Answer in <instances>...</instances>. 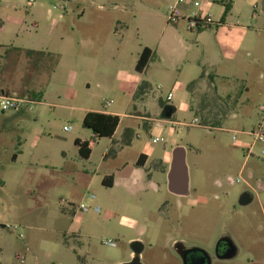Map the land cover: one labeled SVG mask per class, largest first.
<instances>
[{
	"label": "rangeland",
	"instance_id": "1",
	"mask_svg": "<svg viewBox=\"0 0 264 264\" xmlns=\"http://www.w3.org/2000/svg\"><path fill=\"white\" fill-rule=\"evenodd\" d=\"M173 1L0 0L5 25L0 43L25 47L44 39L52 49H70L59 64L55 56L41 60L17 51L0 59V85L42 89L45 101L21 113L0 109V178L6 181L0 189V223L16 226L0 225V264H20L17 254L25 257L24 264H119L129 258V241L136 238L146 248L143 264H163L160 248H170L172 240L183 235L208 247L223 232L234 239L238 253L221 264H262L264 142L245 134L233 141L232 131L260 125L264 130V0H233L226 20L206 28L200 41L185 21H166ZM204 1L199 11L218 21L222 7ZM54 22L58 27L49 36ZM62 36L72 37V44L61 45ZM145 45L155 55L141 75L153 91L145 94L143 113L157 115L156 95L165 98L169 91V104L177 111L148 130L134 126L132 142L116 159L104 161L116 146L110 137L94 138L83 126L84 109L112 100L108 110L123 111L122 99L126 102L131 90L117 91V70L105 81L92 70L110 59L112 67L133 73ZM228 45L239 47L237 58L251 60L248 71L224 57L235 54ZM244 47L261 63L252 61ZM39 67L42 77L35 78ZM204 74L211 76L205 90L196 87ZM125 122L118 125L117 139ZM155 137L163 140L154 143ZM78 138L90 142L88 158L80 155ZM176 145L186 150L188 196L172 194L162 170ZM142 151L147 155L142 172L150 171V179L102 182L116 169L133 170ZM161 159L164 167H156ZM244 191L252 198L245 204L240 199ZM81 203L90 209L80 211ZM96 206L99 211L93 210Z\"/></svg>",
	"mask_w": 264,
	"mask_h": 264
},
{
	"label": "crops",
	"instance_id": "2",
	"mask_svg": "<svg viewBox=\"0 0 264 264\" xmlns=\"http://www.w3.org/2000/svg\"><path fill=\"white\" fill-rule=\"evenodd\" d=\"M232 8H233V5H232ZM203 12H206V11H203ZM181 20L182 21H185L183 19H181ZM225 20H226V18H225ZM57 23L58 22H54L51 25L49 36H53L54 35V32H55V30L58 27V24ZM4 26H5L4 25V22L0 19V32L1 33L4 32V28H5ZM205 30H206V28L205 29H201V30H199V29L196 30V33H197V38L196 39H197V41L198 40L200 41L202 35H204V33H206ZM72 42H73L72 41V37H70V36H66V37L65 36H62V37H60V44L61 45H64V44L70 45V44H72ZM95 44L96 43L93 42V45H95ZM144 47H148V46L145 45ZM144 47H142L141 52H142V50H143ZM226 47L227 48L229 47L230 49H232V50L235 51V54L234 53H231V54H228V53L225 54L224 53L225 54L224 57H228L227 59L231 60V65L233 66V62H237V65L241 67V64L243 63L244 68L246 69V71H248V67L251 64V60L248 59V58H242V59L237 58V53L236 52L238 51L239 47H231L229 45L226 46ZM148 48L151 50V57L149 59V61H150L152 59V57L155 55V51H153L150 47H148ZM227 48H225V51H226ZM1 49L7 50V52L8 51H17V52H25V53H26V50H32L33 52L29 56H37V57H40L41 60L46 59L47 56H48V58L50 56H55L57 58V62H58L57 64H59L63 60L64 55L66 53L70 52V49H68V50L67 49L66 50L59 49V48L58 49H54V48L52 49V48H50V45L49 44L45 43V40L44 39H41V42L33 41L28 46H25V47H17V46H13V45L8 46V45H5V44L0 43V50ZM244 50H245V53H246L247 56H253L252 61L261 63L260 57H258L256 55H252L253 53H251V51H249L246 47H244ZM140 53H139V55H140ZM139 55L134 60V64H133V71L134 72L133 73H131V72H129V74L126 73V72L124 73V72L121 71V69L118 70L115 66L112 67L111 66V63H110V59H108L107 61H105V64L103 66H95V68H93V70H92V74L102 76L103 79H104V81L106 80V77L107 76L109 77V75L111 74V72H113L114 70H117L116 76H117V79L119 80V86L117 87V91L121 92L124 95V93H125V91H124L125 90V86H128L130 88V90H131L130 91L129 98L127 99V101L124 102V100L122 99L123 111H120V110H108L109 106L112 103V100H110L111 103L106 108L104 107V105H102L103 106L102 108H98V107H85V109H84V112L85 113L88 112V111H97V112H103V113H109V114L118 115L119 118H120L119 124L122 123L124 120L126 121L124 123V127L122 129L120 138L119 139L116 138L117 129L114 132L113 136L110 137L111 143L114 144L116 146V148H111L110 150H108V152H106L103 155V158L102 159L104 161L109 156H111L113 159H116L118 157V154H119L120 150L123 149V145H129L132 142V140H133V138L135 136L134 126L142 127V128L144 127V128H146V130H148L149 128H151L153 126V124L156 121H159V120H171V119L161 118V115L160 114H161V110L162 109H161V107L159 105V100L161 99L166 104H169V102L172 101L173 96H172V99L169 102H167L166 101V97L163 98V97H161V95H156V102H155V98H153V99H154V102L156 103V105L158 106V109H159L156 112L157 115H154L153 116V115H151V113H149V115H146L145 113H143L144 112L143 109H148V104H147L148 101H147V98L145 97V94L148 91H150V92L153 93V91L151 89L152 88V85H151L150 81L149 80H145V81H147L149 83V87L146 90H144L143 92H141V93H138L137 92V88H138L139 84L142 81H144V79L141 78V75L146 72L147 67H148V63H147L146 67L144 68V70L142 72H139V71H137L135 69V65H136V62H137V60L139 58ZM34 77L35 78L42 77V72H40V67L35 72ZM206 77H211V76L209 74H204V76L201 78V82L198 83V85L196 87H199L200 89H204L205 90L209 86V84H208L209 81L207 83V81L205 80ZM87 85H89V83H87ZM97 85L100 87V85H103V84L100 83V85L99 84H97ZM0 86H1L0 87V91H4V92H6L8 94H17L19 96H28V93L29 92L40 93V97L39 98H36L37 104H43L45 102V101H43L44 92L42 91V89H35V88H31V87H29V88L28 87H25V88H19V89L11 88L10 89V87H7V86H2V85H0ZM158 89H160V87ZM193 90L191 91V93L194 92ZM195 90H196V88H195ZM21 91H24L25 94H20ZM136 92L138 93L137 96H136ZM169 92H171V91H169ZM172 94H173V92H172ZM153 103L149 102L150 105L153 104ZM103 104H104V102H103ZM22 111H23V109L22 110H19V111H16V112L21 113ZM202 114H203V112H202ZM202 116L204 118H208V116L206 114H203ZM145 121H152L153 123L151 125H149L150 122H145ZM140 122H143L144 124H141ZM158 124L159 125H162V123L160 121L158 122ZM125 128H131L132 129V132L128 133L127 135L125 134V137H124V130H125ZM80 140L81 141H84V140H87V139H84V140L83 139H80ZM124 140H126V141L129 140V141H128V143L125 144L124 143ZM154 143H156V142H154ZM176 146H178V145H176ZM140 155H145V159H144L143 165H137V160L139 159ZM15 157H16L15 154L12 155V158H15ZM171 158H172V151H171L170 161H171ZM137 160L135 162L134 169L133 170H130L129 172L123 171L125 169L123 167V168H121V170L116 169V172H111V173H108L107 175H105L103 177V179L105 180V183H107V184H113V181L114 180H118V179H127V180L130 179L133 182H138V181H141V180H143L145 178L150 179L151 176H152V174H151L150 171L142 172V170H143L142 167L144 166V164H145V162L147 160V155L145 154V152H143V151L140 152ZM170 161H169V164H170ZM163 162L164 161L161 159L159 162L156 163V167H157V165L159 163H161V167L160 168L164 167ZM168 169H169V165L168 166L166 165L165 169H162V170H164L166 172V184H167V172H168ZM103 179H102V181H103ZM229 180H230L231 183H233V180L231 178H229ZM5 184H6V181L3 178H0V189L1 190L3 189V187L5 186ZM0 200H1V197H0ZM0 225H2V226L5 227V225L3 223H0ZM20 239H22V238H20ZM24 245H25L26 250H28L30 248L29 242L24 243ZM2 250H3V246L0 245V252Z\"/></svg>",
	"mask_w": 264,
	"mask_h": 264
},
{
	"label": "built area",
	"instance_id": "3",
	"mask_svg": "<svg viewBox=\"0 0 264 264\" xmlns=\"http://www.w3.org/2000/svg\"><path fill=\"white\" fill-rule=\"evenodd\" d=\"M213 2H216L217 0H210ZM205 4L204 0H174L173 3H171L168 6V9L166 11V21L169 23H175L178 22L179 20L183 19L187 23V27L190 30H198L200 28H205V27H210L214 23H220V19L215 22L213 19V16L209 12H200L199 8L202 7ZM220 5V4H219ZM221 6V5H220ZM222 7V6H221ZM198 8V9H195ZM159 88V87H158ZM172 92H169L166 95V101L169 102L172 99ZM37 104L36 99H32L29 96H19L17 94H8L4 91H0V109H11L14 111H19L24 109L26 106L31 105V104ZM111 101H104V107H108L110 105ZM161 123L166 122L167 120H159ZM195 124L194 122H192ZM64 129L68 130V127H64ZM233 136L232 139L233 141H236L238 139L237 135L238 134H245L252 136L254 138V141H260L264 142V130L262 126L260 125L259 127L252 129L251 131H232ZM159 140H163L162 138H153V142H157ZM262 154H264V148L262 149ZM239 180H236L238 182ZM94 197V195H91ZM61 203L64 204L65 201L61 200ZM78 209L80 211L86 212L90 208L86 206L85 204L81 203L78 205ZM95 211H99V207L93 208ZM5 227L7 229H13L16 226H12L10 224H6ZM18 236L20 238H24V236L19 233ZM108 245L114 246L115 244L113 242L107 241L105 242ZM16 260L19 261L20 264H24L25 262V257L23 255L17 254L15 256Z\"/></svg>",
	"mask_w": 264,
	"mask_h": 264
},
{
	"label": "flooded vegetation",
	"instance_id": "4",
	"mask_svg": "<svg viewBox=\"0 0 264 264\" xmlns=\"http://www.w3.org/2000/svg\"><path fill=\"white\" fill-rule=\"evenodd\" d=\"M250 197L251 193L244 191L240 199L242 202L249 203L250 201L247 200ZM145 249L143 248L142 252ZM160 249V255L164 259L163 264H221L232 260L238 253L234 239L225 232L220 233L213 240L212 245L208 247L195 243L190 238L182 235L170 242V248ZM142 256L143 253H141ZM130 258L131 251L126 261ZM249 262L251 263L253 260ZM262 264H264V259Z\"/></svg>",
	"mask_w": 264,
	"mask_h": 264
},
{
	"label": "trees",
	"instance_id": "5",
	"mask_svg": "<svg viewBox=\"0 0 264 264\" xmlns=\"http://www.w3.org/2000/svg\"><path fill=\"white\" fill-rule=\"evenodd\" d=\"M216 2L222 6V13L220 15V21L223 22L232 9L233 0H217ZM208 27H205V28H208ZM205 28H200L199 30L205 29ZM32 52H33L32 50H26V53L28 55H30ZM3 53L6 54L7 50H4L3 52H1L0 50V59L3 58ZM150 57H151V50L148 47H144L136 62L135 69L139 72H142L144 68L146 67ZM148 87H149V83L144 80L139 84L137 88V92L141 93L144 90H146ZM28 96L32 99H36L40 97V93L29 92ZM159 105L162 109L161 114H160L161 118H165L163 107L169 104H166L163 100L160 99ZM203 119L206 120L208 118L203 117ZM119 121H120L119 116L115 114H109V113H103V112H97V111H88L85 113L83 117L82 124L84 127L89 128L93 132L94 138L112 137L119 125ZM213 122L216 123V121H213ZM130 132H132L131 128H125L124 137H125V134L127 135ZM128 141L129 140L127 141L124 140V143L126 144L128 143ZM74 143L78 146L80 155L84 158H88L91 153L90 142L88 140L81 141L80 139H75ZM144 159H145V155H140L139 159L137 160V165H143ZM102 182L105 183V180L103 179Z\"/></svg>",
	"mask_w": 264,
	"mask_h": 264
},
{
	"label": "water",
	"instance_id": "6",
	"mask_svg": "<svg viewBox=\"0 0 264 264\" xmlns=\"http://www.w3.org/2000/svg\"><path fill=\"white\" fill-rule=\"evenodd\" d=\"M177 108L173 104L163 107L164 116L166 119H171ZM167 188L177 196L190 195V178L188 165L186 163V150L183 146H176L172 150V158L167 172ZM251 197L247 200L251 201ZM245 204V201L242 202ZM131 258L128 261L119 264H143L141 262V253L144 248V243L141 239H132L129 241Z\"/></svg>",
	"mask_w": 264,
	"mask_h": 264
}]
</instances>
